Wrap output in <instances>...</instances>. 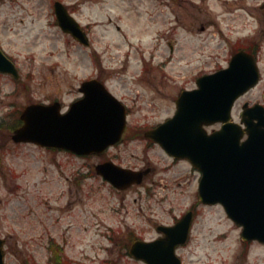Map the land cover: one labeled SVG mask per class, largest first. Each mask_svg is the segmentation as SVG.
<instances>
[{
  "label": "rangeland",
  "instance_id": "374dc122",
  "mask_svg": "<svg viewBox=\"0 0 264 264\" xmlns=\"http://www.w3.org/2000/svg\"><path fill=\"white\" fill-rule=\"evenodd\" d=\"M54 1L88 33L89 47L61 32ZM238 41L257 44L260 81L236 101L235 121L244 102L264 106V0H0V46L20 74L17 81L0 74L5 264H22L24 258L54 264L49 237L63 246V253L57 250L59 264H101V247L115 241L118 231L131 227L154 236L150 226L169 224L191 207L195 218L190 243L181 251L184 264H264V247L253 245L246 258L240 255L237 225L220 205L198 201L197 171L185 162L171 165L157 145L143 138L129 139L132 130L171 115L177 94L195 87L197 77L225 68L228 47ZM142 70L149 73L140 82ZM98 73L120 84L131 107L120 158L135 169H153L125 191L111 189L95 174L98 157L9 139L24 106L59 99L65 110L69 87Z\"/></svg>",
  "mask_w": 264,
  "mask_h": 264
},
{
  "label": "water",
  "instance_id": "95a60500",
  "mask_svg": "<svg viewBox=\"0 0 264 264\" xmlns=\"http://www.w3.org/2000/svg\"><path fill=\"white\" fill-rule=\"evenodd\" d=\"M54 13L60 29L83 45L86 34L78 22L59 2ZM0 73L18 78L14 64L0 50ZM258 71L254 58L240 52L226 69L196 80L197 89L184 91L176 100L173 118L145 133L167 153L187 159L201 172L198 195L206 204L220 203L228 217L242 226V239L264 243V109H245L241 122H230L234 101L256 84ZM85 96L61 114L59 104H32L21 114L22 125L12 134L16 143L28 142L41 147L60 148L77 155L100 153L116 143L124 130V107L96 80L82 84ZM94 93V94H93ZM222 123L210 134L204 125ZM246 133L247 139L240 141ZM96 173L117 189L139 184L147 171H132L107 162L95 167ZM191 213L185 214L174 227L163 228L166 238L148 247L160 246L167 252L163 262L145 254L136 255L149 264H178L172 259L173 248L185 241ZM3 240L0 239V264L3 263ZM144 248L134 246V253ZM169 260V261H165Z\"/></svg>",
  "mask_w": 264,
  "mask_h": 264
},
{
  "label": "flooded vegetation",
  "instance_id": "af4514ba",
  "mask_svg": "<svg viewBox=\"0 0 264 264\" xmlns=\"http://www.w3.org/2000/svg\"><path fill=\"white\" fill-rule=\"evenodd\" d=\"M231 45L232 46L229 45V47H228V53L230 54V56L238 50H245V51L251 53V51H255V49L257 47V44L253 41L252 42L238 41L236 44H231ZM168 47L170 49V47H172V44L168 43ZM148 73H149V71H147V70L143 71L142 70L140 77H139V81L140 82L143 81L146 74H148ZM156 73H158V72H156ZM90 78H95V79L99 80L104 85L105 89L125 106L127 115H130L131 107L125 103V102H127V100L124 97V95L122 94L123 89L121 88L119 83H114V84L110 83L107 81L106 77L103 78L99 73L96 76H91ZM81 83H79L77 87H73V86L69 87L68 94L70 95L71 100L67 104V110L69 109V107L72 103L77 101L80 97L84 96V93L81 91ZM190 89H192V88H190ZM55 101H57V100H55ZM59 102L61 103V106H62V102L61 101H59ZM168 117H166L165 119H167ZM215 126L219 127L220 125L216 124ZM143 133H144V131L140 132V130H138V131L134 130L131 132L130 137H133L136 139V138L140 137L139 136L140 134H143ZM139 141H140V139H139ZM118 145L119 144L107 148L101 154H99L97 156L92 155V156H87V157H98L99 160L97 163H104V162L110 161V162H113L116 165H119L122 167H126L129 169H135V168L131 167L132 164L128 165L126 163V160H124L123 158H120L119 153L121 151H123V149L118 148ZM125 150H128V149H125ZM134 150H136V149H134ZM159 150L167 158V160H169L171 165L178 163V162H181L180 160H177V159L167 155L162 149H159ZM143 169H149V173L147 176H149L153 171L152 168L147 167V166H142L141 168H139L137 170H143ZM84 178H86V177H84ZM133 187H135V186H131L128 189L133 188ZM113 190H115V189H113ZM188 211H191L193 213V220H194V218H195L194 207L187 209L185 212H188ZM177 220L178 219H175L169 224H160L159 223V224H155L154 226H150V228L154 231V234H155L154 236H150V237L143 236L142 232H139V229L133 230L131 227H126V231L124 233H122L121 231H118L119 236L116 237L115 241L109 242L107 244V246H105V247H101L100 250L104 254V257L99 259L100 263L101 264H148V262L144 261L142 258L136 257V255H142V254H145L146 257H149L151 260L155 259V260L163 262L165 256L167 257V252L165 251V249H163L160 246H156V247L153 246V247L147 248V246H145L143 244H138L139 246H144V248L137 250L135 253H134V251H132V248L136 243H141V242L150 243V242H154L157 240L165 239L166 235L162 231L161 226H166V227L173 226L177 222ZM190 239H191V230L188 233L187 240L184 243L176 244L173 248L172 259L177 261L178 264H184V258H183V255L181 254V251L189 245ZM48 240H49V242H48L49 246L48 245L47 246H48V252H49L50 256H51V252L53 253V250L50 248L51 245H52V247L57 246L58 248H61L63 250L62 244L56 245L55 244L56 240L53 237H49ZM5 245H6V239H5ZM239 245H240V253L239 254L245 258L247 256L249 248L251 246L258 245L260 247H264V245H262L256 241H250V242L240 241ZM6 253L7 252H6V248H5V254ZM61 253H63V252H61ZM60 255H62V254H60ZM165 261H169V260H165ZM66 263H68V262H66ZM23 264H35V263H34V261H32L31 258H28V259L24 258ZM68 264H72V263H68Z\"/></svg>",
  "mask_w": 264,
  "mask_h": 264
},
{
  "label": "trees",
  "instance_id": "16d2710c",
  "mask_svg": "<svg viewBox=\"0 0 264 264\" xmlns=\"http://www.w3.org/2000/svg\"><path fill=\"white\" fill-rule=\"evenodd\" d=\"M56 264H59V262L57 261Z\"/></svg>",
  "mask_w": 264,
  "mask_h": 264
}]
</instances>
